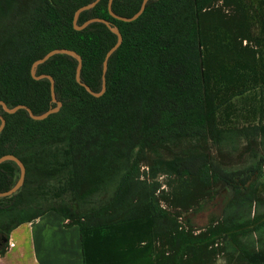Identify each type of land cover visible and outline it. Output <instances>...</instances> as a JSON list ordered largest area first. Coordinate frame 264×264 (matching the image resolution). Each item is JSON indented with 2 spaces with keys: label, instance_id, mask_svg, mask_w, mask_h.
<instances>
[{
  "label": "trees",
  "instance_id": "16d2710c",
  "mask_svg": "<svg viewBox=\"0 0 264 264\" xmlns=\"http://www.w3.org/2000/svg\"><path fill=\"white\" fill-rule=\"evenodd\" d=\"M93 1L0 0V101L8 108L40 115L55 106L49 81L30 76L32 63L54 49L79 55L81 82L100 91L116 36L102 23L72 25ZM107 2L77 21L104 19L122 37L100 98L75 82L74 58L55 55L35 75L53 78L59 112L34 121L0 106V157L25 168L21 188L0 198V255L11 231L53 212L78 228L83 264H205L202 254L218 240L230 241L238 264H264V37L252 36L236 0H149L130 23L112 18ZM141 2L113 0L112 12L130 18ZM141 164L220 185V217L197 235L180 229L154 206ZM18 177L15 163H1L0 192Z\"/></svg>",
  "mask_w": 264,
  "mask_h": 264
},
{
  "label": "rangeland",
  "instance_id": "374dc122",
  "mask_svg": "<svg viewBox=\"0 0 264 264\" xmlns=\"http://www.w3.org/2000/svg\"><path fill=\"white\" fill-rule=\"evenodd\" d=\"M247 13L252 36L264 37V0H236ZM216 6H221L217 2ZM229 9V8H228ZM209 153L220 163L228 164L226 158L218 157L215 150ZM232 162H238L235 156ZM139 179L145 183L154 206L176 217L180 229L191 230L197 235L205 232L211 218L220 217L225 191L220 185L205 186L201 180L176 178L165 172L151 171L145 164L139 168ZM264 183V177L260 180ZM190 204V206H188ZM201 207V211H195ZM229 240H218L202 254L205 264H238L233 257Z\"/></svg>",
  "mask_w": 264,
  "mask_h": 264
},
{
  "label": "crops",
  "instance_id": "0c3cea01",
  "mask_svg": "<svg viewBox=\"0 0 264 264\" xmlns=\"http://www.w3.org/2000/svg\"><path fill=\"white\" fill-rule=\"evenodd\" d=\"M0 264H83L79 230L46 213L11 231Z\"/></svg>",
  "mask_w": 264,
  "mask_h": 264
},
{
  "label": "water",
  "instance_id": "95a60500",
  "mask_svg": "<svg viewBox=\"0 0 264 264\" xmlns=\"http://www.w3.org/2000/svg\"><path fill=\"white\" fill-rule=\"evenodd\" d=\"M100 0H94L91 4L82 6L80 8H78L74 14H73V20H72V25L75 31H81L83 30L85 27H87L89 24L91 23H102L104 24L108 30L114 34L116 36V42L115 44L106 52L103 62H102V68H101V87H100V91L97 93H94L93 91L90 90V88L88 86H86L85 84H83L80 80V72H81V66H82V62H81V58L79 57V55H77L75 52L71 51V50H66V49H54L51 50L50 52H48L43 58L36 60L35 62L32 63L31 67H30V76L32 79L34 80H39L42 78H45L49 81V93H50V99H51V103L54 104V107H50L46 112H44L43 114L40 115H34L31 110L23 105H17L13 108H8L3 102L0 101V106L2 107L3 111L6 114H15L16 112H18L19 110H25L29 117L34 120V121H42L44 119H46L48 116L55 114L57 112H59L60 108H61V103L58 102L56 100V96H55V92H54V80L51 76L49 75H39L36 76L35 75V70L37 68L38 65L46 62L49 58L55 56V55H68L72 58L75 59L76 61V70H75V82L81 86L82 88H84V90L86 92H88L92 97L94 98H100L105 90H106V85H105V74H106V70H107V64H108V60L109 58L112 56V54L118 49V47L120 46L121 42H122V37L121 34L119 33V31L117 30V28H115L111 23H109L108 21L104 20V19H99V18H92L89 19L85 22H83L81 25H77V21L79 18V15L83 12V11H87L92 9L93 7H95V5L99 2ZM149 0H142L141 5L139 10L130 18H125V17H121L118 16L116 14H114L112 12V2L113 0H108L107 2V11L108 14L119 21L122 22H126V23H130L135 21L144 11L145 6L147 4ZM5 126V119L3 118V116L0 115V133L2 132V130L4 129ZM13 162L17 165L18 169H19V177L17 182L15 183V185L5 191V192H0V198H6V197H10L11 195H13L14 193H16L21 186L23 185L24 182V177H25V168L23 166V164L21 163L20 160H18L16 157L12 156V155H4L2 157H0V164L3 162Z\"/></svg>",
  "mask_w": 264,
  "mask_h": 264
},
{
  "label": "built area",
  "instance_id": "2783aa9c",
  "mask_svg": "<svg viewBox=\"0 0 264 264\" xmlns=\"http://www.w3.org/2000/svg\"><path fill=\"white\" fill-rule=\"evenodd\" d=\"M8 249V245H7V248H6V250Z\"/></svg>",
  "mask_w": 264,
  "mask_h": 264
}]
</instances>
